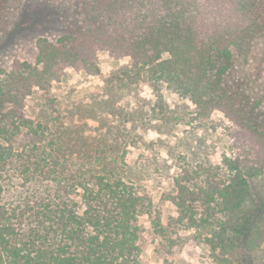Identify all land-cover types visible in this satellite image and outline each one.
Listing matches in <instances>:
<instances>
[{"label":"trees","instance_id":"16d2710c","mask_svg":"<svg viewBox=\"0 0 264 264\" xmlns=\"http://www.w3.org/2000/svg\"><path fill=\"white\" fill-rule=\"evenodd\" d=\"M68 1L79 23L56 41L39 40L35 63L16 64L0 86V264H143L141 254L166 232L140 177H131L123 133L133 117L139 127L172 124L164 91L202 111L219 109L250 131L248 156L223 162L227 184L189 166L173 182L176 224L204 229L210 213H239L234 237L241 244L254 224L242 212L248 179L264 169V96L256 97L255 81L264 67V47L256 53L264 44V0ZM99 52L130 61L106 79L103 94L60 124L24 117L32 90L47 91L63 65L95 69ZM142 85L156 100L149 114L137 115L122 102L141 101ZM14 137L31 140L5 144ZM200 202L209 211L197 218ZM144 216L153 225L150 242ZM253 232L244 239L249 249L259 245ZM224 233L215 241L230 247Z\"/></svg>","mask_w":264,"mask_h":264},{"label":"rangeland","instance_id":"374dc122","mask_svg":"<svg viewBox=\"0 0 264 264\" xmlns=\"http://www.w3.org/2000/svg\"><path fill=\"white\" fill-rule=\"evenodd\" d=\"M76 10L74 2L68 0H0V86L6 83L8 72L16 64L35 63L39 40L56 41L72 25L79 23ZM263 47L264 44H260L256 49L258 56L262 55ZM129 62L127 57L116 58L107 52H99L95 69L63 65L50 81L47 91L32 90L24 99L22 113L33 122L57 119L60 124L70 118L73 108L88 104L92 96L103 94L106 79ZM255 81L258 84L256 97L261 98L264 96V67ZM137 94L141 101L124 98L122 104H130L134 114H149L155 93L142 85ZM163 98L167 110L175 112L172 124L158 119L139 127L133 117L127 132L123 133L127 143L125 163L133 169L131 177H140L154 204L153 211L160 217L166 232L165 238L158 235L154 240L151 218L140 219L143 236L149 242L154 240L141 254L143 264H264V169L248 179L250 194L242 207V212L252 214L254 223L244 234L260 232L259 245L254 249L247 247L246 236L241 244L234 237L237 236L234 229L239 225L236 222L239 213L226 217L213 212L207 215L211 224L204 229H190L185 220L184 225L176 224L179 211L172 203L176 196L174 179L188 166L206 169L203 176H211L208 180L227 184L229 172L223 162L242 154L248 156L250 131L234 124L219 109L202 111L189 99H182L170 91H164ZM29 140L28 137H14L5 144L18 146ZM194 206L199 218L204 207L201 202ZM233 208L237 209L239 205H233ZM206 211L209 210L204 209V216ZM200 226L205 225L201 223ZM220 231H225V237L232 239L230 247L215 241L214 236ZM177 235L181 236L180 240Z\"/></svg>","mask_w":264,"mask_h":264}]
</instances>
